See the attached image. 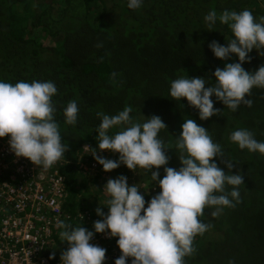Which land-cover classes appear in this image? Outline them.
I'll use <instances>...</instances> for the list:
<instances>
[{
	"label": "trees",
	"instance_id": "16d2710c",
	"mask_svg": "<svg viewBox=\"0 0 264 264\" xmlns=\"http://www.w3.org/2000/svg\"><path fill=\"white\" fill-rule=\"evenodd\" d=\"M43 1L34 11L28 0H0V80L12 84L52 81L57 87L52 98L54 119L67 149L61 159L64 163L57 167L66 191L64 212L68 218L62 221L93 230V223L100 219L96 209L106 206L109 198L103 188L109 179L120 175L147 193L146 202L160 191L158 183L153 184L151 171L142 169L141 175L140 169L136 172L123 165L118 171H103L93 158L96 129L101 123L98 113L112 116L131 107L133 122L160 117L166 129L159 138L170 158L166 167L177 170L181 164L175 138L189 118L221 145L224 158L234 165L232 173L239 171L244 184L239 186L240 202L233 201L234 207L225 208L217 217L204 210L199 219L211 227L194 237L195 252L184 258L185 264H264V154L241 150L230 140L233 131L247 129L264 141V89H252L248 97L252 106L242 104L235 112L212 97L214 108L222 113L206 121L199 119L198 110L186 99L176 101L169 95L174 79L187 75L212 81L216 68L239 62L235 55L219 60L210 51L212 41L226 46L232 33L219 21L210 28L204 20L208 12L215 10L219 16L225 10L247 9L259 21L264 17V0H143L135 10L127 7V0ZM249 57L250 62L242 65L246 71L264 65V55L257 50ZM72 100L79 112L76 124L68 125L64 109ZM123 127L126 125L114 127L108 134ZM85 146L88 152L83 151ZM118 155L103 156L116 160ZM214 159L229 171L226 161ZM80 161L87 170L79 167ZM152 170L163 178V167ZM9 182L15 184V179L9 178ZM102 210L108 211L106 207ZM51 230L52 245L44 255L50 259L54 253L55 258L50 259L54 262L60 260L68 244L60 236L61 228L56 225ZM117 239L103 243L106 253L114 257L113 262L104 264H114L122 254ZM126 264H132L131 258Z\"/></svg>",
	"mask_w": 264,
	"mask_h": 264
},
{
	"label": "clouds",
	"instance_id": "9594fccd",
	"mask_svg": "<svg viewBox=\"0 0 264 264\" xmlns=\"http://www.w3.org/2000/svg\"><path fill=\"white\" fill-rule=\"evenodd\" d=\"M142 3L143 0H127V7L135 10ZM204 20L210 28L219 21L232 33L226 46L217 41L208 45L214 57L227 61L235 55L239 62L216 68L212 81L186 75L171 82L170 97L176 101L186 99L190 107L198 110L201 121L222 113L214 108L212 97L235 112L242 104L252 106L248 98L252 89H264V65L254 72L242 66L250 62L253 49L264 55V17L257 21L247 9L225 10L219 16L211 10ZM56 94L52 81L12 84L0 80V139L8 137L15 157L43 169L52 167L67 151L54 119L52 98ZM78 112L77 102H68L65 123L75 125ZM131 112V107H125L112 116L98 113L101 123L96 129L98 143L93 158L106 173L122 165L129 170L151 171L153 184L158 183L160 191L146 202L147 193H142L139 185L129 186L126 176L109 179L102 191L109 198L106 206L97 207L100 219L93 223V230L58 222L60 236L68 244L61 253V264H104L106 249L90 243L96 234H105L109 239L118 237L116 244L122 254L114 264H126L128 258H132V264H185L184 258L195 252L194 237L211 227L199 219L204 210H211L210 216L217 217L225 208L234 207L233 201L240 202L239 186L244 184V176L239 171L232 173L233 163L224 158L221 145L213 141L208 130L193 119L184 120L175 138L181 164L177 170L166 167L170 158L159 138L161 130L166 129L162 119L152 116L144 117L143 123L133 122ZM124 125L114 135L108 134L114 127ZM230 140L241 150L264 154V141H258L247 129L233 131ZM105 151L119 154L118 159L105 158L100 154ZM214 158L226 161L229 171L220 168ZM161 167L163 178L159 171L152 170ZM105 207L107 213L102 210ZM54 258L53 253L50 259Z\"/></svg>",
	"mask_w": 264,
	"mask_h": 264
},
{
	"label": "built area",
	"instance_id": "2783aa9c",
	"mask_svg": "<svg viewBox=\"0 0 264 264\" xmlns=\"http://www.w3.org/2000/svg\"><path fill=\"white\" fill-rule=\"evenodd\" d=\"M83 151L88 152V146ZM63 163L60 160L43 171L15 157L8 139L0 141V176H7L0 180V264H61L44 253L52 245L51 227L68 218L64 178L57 168ZM11 177L15 184L9 182ZM128 183L136 184L129 178ZM106 240L110 239L105 234H96L90 243L102 247ZM111 261L114 257L106 253L105 262Z\"/></svg>",
	"mask_w": 264,
	"mask_h": 264
},
{
	"label": "rangeland",
	"instance_id": "374dc122",
	"mask_svg": "<svg viewBox=\"0 0 264 264\" xmlns=\"http://www.w3.org/2000/svg\"><path fill=\"white\" fill-rule=\"evenodd\" d=\"M47 1V0H46ZM45 1V4H46ZM28 3L30 4V6H33V10L35 11L39 6L43 5L44 1L43 0H28ZM51 42H48L47 44H50ZM7 139H9L8 137H5L3 139H0V141H6ZM101 155H108L109 153L107 151L100 153ZM111 154V153H110ZM79 167L81 169L87 170V166L83 163V161L78 163ZM116 171H118V169H116ZM142 169H140V173H141ZM136 172H139V169L136 170ZM143 173H141V175H143ZM115 175V174H114ZM132 260V258H131Z\"/></svg>",
	"mask_w": 264,
	"mask_h": 264
}]
</instances>
